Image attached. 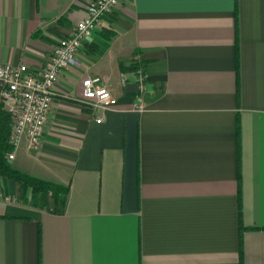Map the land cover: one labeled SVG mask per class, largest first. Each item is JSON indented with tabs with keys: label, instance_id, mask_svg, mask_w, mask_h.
<instances>
[{
	"label": "crops",
	"instance_id": "crops-1",
	"mask_svg": "<svg viewBox=\"0 0 264 264\" xmlns=\"http://www.w3.org/2000/svg\"><path fill=\"white\" fill-rule=\"evenodd\" d=\"M89 1L0 0V62L38 73ZM55 92L9 162L68 190L0 176V264H264V0H118Z\"/></svg>",
	"mask_w": 264,
	"mask_h": 264
},
{
	"label": "built area",
	"instance_id": "built-area-1",
	"mask_svg": "<svg viewBox=\"0 0 264 264\" xmlns=\"http://www.w3.org/2000/svg\"><path fill=\"white\" fill-rule=\"evenodd\" d=\"M118 0H90L85 15L71 34L57 39L53 52L44 67L33 73L24 63L0 62V108L10 117L7 159L13 158L21 134L27 135L30 148L39 146L52 101L56 96L55 83L60 74L76 63L77 52L93 34L111 24ZM80 102L93 114L112 102L110 89L99 76H86L81 81ZM101 122V116L94 118Z\"/></svg>",
	"mask_w": 264,
	"mask_h": 264
},
{
	"label": "trees",
	"instance_id": "trees-1",
	"mask_svg": "<svg viewBox=\"0 0 264 264\" xmlns=\"http://www.w3.org/2000/svg\"><path fill=\"white\" fill-rule=\"evenodd\" d=\"M10 117L8 113L0 108V176H6L16 182L23 183L32 192L49 193L57 198L59 193H67L68 187L46 181L13 168L7 159V153L12 150L9 143Z\"/></svg>",
	"mask_w": 264,
	"mask_h": 264
}]
</instances>
